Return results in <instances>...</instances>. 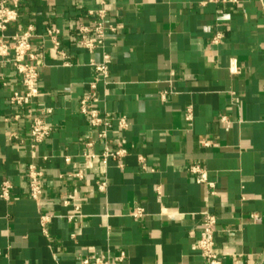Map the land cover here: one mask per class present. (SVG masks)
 I'll return each mask as SVG.
<instances>
[{
  "label": "crops",
  "instance_id": "crops-1",
  "mask_svg": "<svg viewBox=\"0 0 264 264\" xmlns=\"http://www.w3.org/2000/svg\"><path fill=\"white\" fill-rule=\"evenodd\" d=\"M18 3L19 18L5 36L33 27L39 95L25 108L11 107L20 81L0 62V185L12 187L9 200L0 199V264H80L120 253L124 260L112 264H204L195 245L207 214L216 217L223 264H264V0H106L107 24L116 30L92 53L77 46V27L91 22L86 12L96 0ZM51 28L66 59L46 36ZM104 54L109 80L97 84V107L127 121L105 141L79 105L95 79L90 62ZM231 60L238 74L229 72ZM33 116L51 127L34 148ZM117 138L125 156L83 167L85 151L113 152ZM29 165L42 172L39 203L28 195ZM193 165L206 172L213 193L195 183ZM78 170L80 181L71 176ZM103 180L106 190L98 193ZM73 191L77 212L62 205ZM137 209L142 216H134Z\"/></svg>",
  "mask_w": 264,
  "mask_h": 264
},
{
  "label": "built area",
  "instance_id": "built-area-1",
  "mask_svg": "<svg viewBox=\"0 0 264 264\" xmlns=\"http://www.w3.org/2000/svg\"><path fill=\"white\" fill-rule=\"evenodd\" d=\"M217 1V0H212ZM226 2L227 0H220ZM97 8L88 10L86 13L91 18V22L88 25L79 23L77 27L78 39L77 46L92 53L95 50L102 49L105 43V37L107 32H115L116 26L107 24L108 11L106 6V0H96ZM18 0H0V62H5L11 65L16 75L19 77L20 89L11 91L8 97V104L16 109H22L29 106L33 100L39 95L38 80L40 77V68L38 65L39 55L35 54L31 50V39L33 38V27L28 26L26 29L17 32L13 36L7 38L5 31L7 28L14 24L18 18ZM59 31L55 28L47 29L46 36L51 41L54 50L57 55L62 59H66L64 50L60 48V42L58 41ZM221 35H216L212 39L213 44H218L221 40ZM108 56L103 55L100 63L90 62V66L95 73V79L88 85V91L86 95L80 100V114L87 118L90 127L97 132V137L100 140H106L108 133L116 127L118 131H125L127 129V121L125 117H114L109 113L98 109L97 104L99 98L97 95V84L102 82L106 84L109 80L108 73ZM228 70L231 74H238L239 69L235 60L229 62ZM50 113V110H47ZM19 115L13 117L14 120H18ZM191 118L190 111L186 116L187 121ZM220 121L226 123V117L220 118ZM51 134V127L45 122V120L39 116H33L29 122L28 140L32 148L39 144L44 143ZM9 139H18L15 133L9 134ZM84 147L86 150L92 147L90 141H84ZM125 143L123 139L117 138L115 141L116 150L111 152L108 148H104L101 155H95L85 151L83 154L84 162L83 167L85 169H91L93 167V161L97 158L101 160L102 165L106 164L107 159H119L126 155ZM207 146V143H204ZM66 164L70 163L69 157L64 158ZM188 172L193 176L195 183L199 185H205L210 193L215 190L214 184L209 182L207 174L197 165L190 166ZM28 176V195L32 201L39 203L43 194L42 184V172L34 165H29L27 168ZM76 180L83 179L82 170H78L71 175ZM106 181L96 182V191L98 193H104L106 190ZM11 184L4 181L0 185V199L8 201L10 197ZM63 207H71L74 211H79L81 201L76 196V192L66 193L62 197ZM142 209H137L134 213L135 217L142 216ZM74 217L66 216L68 222L73 221ZM45 218H41L40 225L43 229ZM216 225V217L210 214L205 215L195 249L199 252L203 259L204 264H223L222 257L215 251L214 242V228ZM124 260V254L120 253L112 260L103 259L101 257H88L81 260L80 264H112L121 263Z\"/></svg>",
  "mask_w": 264,
  "mask_h": 264
}]
</instances>
